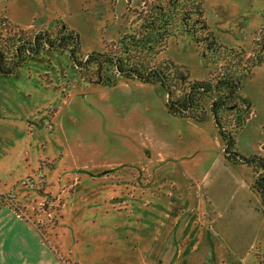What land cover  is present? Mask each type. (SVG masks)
<instances>
[{
  "label": "rangeland",
  "instance_id": "rangeland-1",
  "mask_svg": "<svg viewBox=\"0 0 264 264\" xmlns=\"http://www.w3.org/2000/svg\"><path fill=\"white\" fill-rule=\"evenodd\" d=\"M4 1L23 21L37 22L34 14L42 9L58 14L43 26L10 20V31L4 32L14 37L13 45L4 47L7 65L14 62L20 36L32 41L38 31H46L53 45L44 43L15 74L0 75V202L39 232L55 256L52 263L162 264L160 255L149 260L146 236L151 226L155 236L160 231L168 191L174 188L166 174L155 173L163 162L156 155L159 149H147L144 130L146 114L156 110L147 111L145 101L154 103L159 93L168 100L167 89L160 81L124 76L102 58L86 62L92 52L116 49L119 33L135 22L128 7L140 9L144 0H0V5ZM206 9L220 41L251 54L264 26V0H206ZM192 40L190 35L172 39L149 59L167 72L176 96L189 82H215L226 71L221 60L206 61ZM102 77L105 84L97 82ZM241 89L257 108L248 124L259 125L264 64L241 80ZM211 101V96L199 101L208 115ZM224 116L232 127L234 111ZM154 242L161 245L160 238Z\"/></svg>",
  "mask_w": 264,
  "mask_h": 264
},
{
  "label": "crops",
  "instance_id": "crops-1",
  "mask_svg": "<svg viewBox=\"0 0 264 264\" xmlns=\"http://www.w3.org/2000/svg\"><path fill=\"white\" fill-rule=\"evenodd\" d=\"M48 9L34 14L37 22L23 21L13 15L8 2L0 5V12L23 27L51 22L58 11ZM153 91L146 92L154 95ZM159 94L155 107L153 101H145L147 111L156 110L146 114L144 139L149 151L159 149L156 155L163 163L155 173L166 174L174 189L168 191L160 231L155 236L152 226L147 230L149 260L160 255L162 264H264V206L252 186L258 173L252 166L226 159L212 113L203 121L182 119L169 112L167 99ZM241 94L254 104L242 89ZM126 102L133 105L131 98ZM256 110L254 104L249 122L256 118ZM249 122L235 134L236 148L246 156L264 155V120L254 126ZM147 222H153L152 216ZM155 238L161 239L160 246H155ZM51 255L33 225L0 202V264H56Z\"/></svg>",
  "mask_w": 264,
  "mask_h": 264
},
{
  "label": "trees",
  "instance_id": "trees-1",
  "mask_svg": "<svg viewBox=\"0 0 264 264\" xmlns=\"http://www.w3.org/2000/svg\"><path fill=\"white\" fill-rule=\"evenodd\" d=\"M128 10L136 16L135 22H132L127 30L119 33L116 49L103 53L92 52L86 62L102 58L114 64L117 71L124 76L142 82L160 81L165 89L170 90L167 100L169 112L179 117L203 121L208 109L199 101L205 96H211L210 109L219 134L225 142L224 155L229 161L246 164L255 169L258 174L252 186L262 197L264 206V155L241 154L236 148L235 138V134L245 127L254 110L253 102L241 94V80L252 77L255 69L264 64V26L253 40L251 54H247L240 46H229L220 41L208 22L206 0H144L142 8L132 9L129 6ZM10 29V19L0 16L2 76L15 74V68L20 67L27 58L37 55L44 43L53 45L46 31H38L32 41L20 36L14 44V62L7 65L5 48L13 45L9 42L14 37H4V32H9ZM72 33L69 32V36H72ZM184 35L191 36L206 61L221 60L226 71L218 76L215 82L209 80L189 82L183 95L176 96L167 72L160 66L149 64V59L164 50L170 40ZM61 38L65 39V36ZM74 50V47L70 50L72 58ZM97 82L106 83L103 77L98 78ZM230 109L235 113L232 127L229 126L231 122H227L224 116Z\"/></svg>",
  "mask_w": 264,
  "mask_h": 264
},
{
  "label": "water",
  "instance_id": "water-1",
  "mask_svg": "<svg viewBox=\"0 0 264 264\" xmlns=\"http://www.w3.org/2000/svg\"><path fill=\"white\" fill-rule=\"evenodd\" d=\"M76 36H77V41H78V40H79V35L76 34ZM70 54H72V51H70ZM90 55H91V54H90ZM90 55H88V57H89ZM16 68H17V67H16ZM16 68H15V69H16ZM167 92H168V97H169V95H170V90L168 89Z\"/></svg>",
  "mask_w": 264,
  "mask_h": 264
},
{
  "label": "flooded vegetation",
  "instance_id": "flooded-vegetation-1",
  "mask_svg": "<svg viewBox=\"0 0 264 264\" xmlns=\"http://www.w3.org/2000/svg\"><path fill=\"white\" fill-rule=\"evenodd\" d=\"M63 39L61 38V41H62Z\"/></svg>",
  "mask_w": 264,
  "mask_h": 264
}]
</instances>
